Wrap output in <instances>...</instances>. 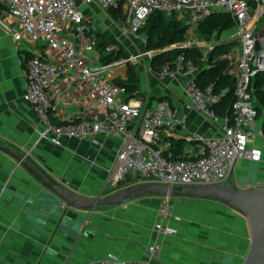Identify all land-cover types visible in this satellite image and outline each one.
<instances>
[{
  "label": "crops",
  "instance_id": "0c3cea01",
  "mask_svg": "<svg viewBox=\"0 0 264 264\" xmlns=\"http://www.w3.org/2000/svg\"><path fill=\"white\" fill-rule=\"evenodd\" d=\"M75 1L86 18L100 11L96 4ZM233 28L215 37L213 45L235 41L236 37L230 34ZM14 29L15 24L0 5V144L23 152L42 171L80 196L95 198L112 194L107 193L113 189L108 180L121 140L99 133L81 141L65 139L62 146L56 147L39 139L41 125L31 106L22 99L25 63L32 56L53 54L42 42L30 43L24 39L13 42ZM114 34L120 33L114 30ZM99 35L108 41L104 34ZM111 45L108 48L112 49ZM197 46L207 47L202 48L205 55L211 48L200 40ZM135 53L124 52L121 59L105 64L95 48V52L86 55V60L91 69L99 70L100 79L110 82L125 79L130 64L138 89L137 95L130 98L141 99L143 108L153 107L160 98L166 99L177 108L182 119L173 136L162 134L161 147L176 139L184 141L186 155L199 153L202 140L222 131V120L212 122L201 113L187 109L182 80H158L155 73L161 64L152 65L155 54L127 61ZM65 88V78L61 76L49 92L56 105L51 112L53 123L103 117V109L87 100L86 87L74 82ZM252 127L261 130V116L255 118ZM251 144L262 152L261 160L256 162V179L251 183L256 185L264 183V134ZM250 163L239 161L233 171ZM171 201L172 215L165 224L173 233L168 235L153 229L161 197L142 196L90 211L56 206V199L18 162L0 152V264H83L100 261L108 254L119 260H144L152 242L158 244V253L151 264L243 263L250 246L244 217L216 201L192 198H171Z\"/></svg>",
  "mask_w": 264,
  "mask_h": 264
},
{
  "label": "built area",
  "instance_id": "2783aa9c",
  "mask_svg": "<svg viewBox=\"0 0 264 264\" xmlns=\"http://www.w3.org/2000/svg\"><path fill=\"white\" fill-rule=\"evenodd\" d=\"M85 5L96 4L104 9L122 4V31L139 32L149 14L161 11L173 15L187 27L183 46H191L198 39L196 29L208 15L223 12L230 15L236 30L237 45L228 53L217 56L229 60L227 69L234 79V98L231 117H219L213 110L218 97L211 87H200L196 81L197 68L191 60L179 54L161 63L156 78H180L184 106L216 122H223L222 131L202 140L199 153L188 154L177 161L163 156L162 134L173 136L182 124L176 107L159 99L153 107L143 108L139 98H128L126 88L100 79L99 70L87 65L86 55L95 52L92 29L75 0H0L15 24L11 32L13 42L26 40L42 42L52 57L32 56L25 63V82L22 99L30 106L41 125L40 140L60 147L63 140L81 141L99 133L119 138L120 147L114 157L108 183L116 187L126 174L136 181L158 182L167 186L222 184L239 161L259 162L261 149L253 144L262 131H255L253 123L257 111L250 92L251 79L264 73V0H81ZM66 32L69 35H63ZM143 42L146 37L143 35ZM172 47V46H170ZM158 50L140 55L152 56ZM103 67L99 68L100 70ZM65 78V89L77 82L86 87L87 100L103 109L101 119L71 120L53 123L51 112L56 109L50 91L59 77ZM195 139V138H194ZM193 140V138L191 139ZM170 197H161L153 229L162 235L173 233L165 224L172 215ZM158 253V244L147 247V259L119 260L108 254L104 259L83 264H151Z\"/></svg>",
  "mask_w": 264,
  "mask_h": 264
},
{
  "label": "trees",
  "instance_id": "16d2710c",
  "mask_svg": "<svg viewBox=\"0 0 264 264\" xmlns=\"http://www.w3.org/2000/svg\"><path fill=\"white\" fill-rule=\"evenodd\" d=\"M107 14L114 20H121L122 4L116 8L106 9ZM233 27V21L227 13L213 12L200 22L196 29L197 39L209 41L218 37L221 32ZM186 25L173 15H166L161 11H153L147 17L144 26L139 30L146 37V50H158L152 59V65L172 60L176 55L192 61L197 68L196 81L202 88L211 87L213 94L218 97L213 105V110L219 117H231V103L234 98V79L227 73L230 66L229 60H218L220 54L230 52L237 41L212 45L205 55L197 45L183 46L186 41ZM94 46L99 52L100 60L109 64L121 59L120 51L108 48V43L95 32ZM172 46V48L170 47ZM128 64V63H127ZM135 72L130 64L127 65L126 78L115 79L113 82L126 88L127 97L137 95ZM250 92L257 111V116L262 117V133L264 134V73L257 72L251 79ZM162 99V98H160ZM59 123V122H58ZM62 123V122H61ZM184 141L170 140L169 147L163 156L169 161L185 158ZM116 189V190H115ZM117 191V187L107 193Z\"/></svg>",
  "mask_w": 264,
  "mask_h": 264
},
{
  "label": "water",
  "instance_id": "95a60500",
  "mask_svg": "<svg viewBox=\"0 0 264 264\" xmlns=\"http://www.w3.org/2000/svg\"><path fill=\"white\" fill-rule=\"evenodd\" d=\"M0 152L18 162L45 192L56 199V206L90 211L99 206L120 205L142 196L216 201L240 214L247 222L250 246L242 264H264V183L239 188L232 183L167 186L158 182L136 181L130 174H126L124 179L117 182L119 190L116 192L103 197L87 198L46 174L23 152L3 144H0Z\"/></svg>",
  "mask_w": 264,
  "mask_h": 264
},
{
  "label": "rangeland",
  "instance_id": "374dc122",
  "mask_svg": "<svg viewBox=\"0 0 264 264\" xmlns=\"http://www.w3.org/2000/svg\"><path fill=\"white\" fill-rule=\"evenodd\" d=\"M77 3V2H76ZM86 24L89 25L92 29L93 36L96 33L104 34L108 38V44H112V49L117 51H121L123 54L124 52H136L135 54H130L128 57H134L137 54H141L142 52L146 51V43L143 42V33L137 32L134 34H129L123 32L121 29L123 28L124 24L121 20H114L108 16L106 9L100 7V11L93 17V15L87 17ZM124 29V28H123ZM114 30H118L120 33L118 36L114 34ZM107 31H110L107 32ZM122 32V33H121ZM230 34L236 37V30L235 28L230 30ZM103 35V36H104ZM215 37L211 38L209 41H204L206 45H213ZM194 44L197 45V41H194ZM130 45V46H129ZM110 46V47H111ZM120 46H123L122 48ZM203 48V47H202ZM204 50L207 49L205 46ZM258 172V165L255 162H251L248 166L243 165L240 170L232 172L231 179L233 183L236 180V187H246L247 185H254L251 184L256 179V174ZM247 174V175H246ZM229 183L228 181L223 182ZM263 183V182H261ZM235 184V183H234ZM115 191V190H114ZM113 193V192H111Z\"/></svg>",
  "mask_w": 264,
  "mask_h": 264
},
{
  "label": "flooded vegetation",
  "instance_id": "af4514ba",
  "mask_svg": "<svg viewBox=\"0 0 264 264\" xmlns=\"http://www.w3.org/2000/svg\"><path fill=\"white\" fill-rule=\"evenodd\" d=\"M231 174H232V173H231ZM231 174L228 176V178H227L225 181H228L229 183H232V184L235 183L234 185H236V180H235V182L233 183V181H232V179H231V176H232ZM225 181H224V182H225Z\"/></svg>",
  "mask_w": 264,
  "mask_h": 264
}]
</instances>
